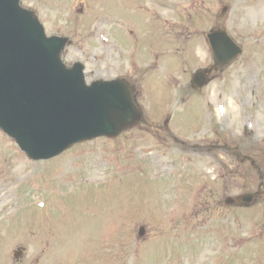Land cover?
Instances as JSON below:
<instances>
[{"label": "rangeland", "instance_id": "374dc122", "mask_svg": "<svg viewBox=\"0 0 264 264\" xmlns=\"http://www.w3.org/2000/svg\"><path fill=\"white\" fill-rule=\"evenodd\" d=\"M78 1L86 10L79 15ZM169 1L158 15L168 19L169 35L160 39L162 44L149 38L144 25L137 26L132 11L122 24L149 39L141 48L131 43L120 55L118 29L107 27L116 25L119 0H22L36 10L48 34L73 37L62 55L66 63L80 59L88 82L115 77L131 81L148 122L163 126L170 117L169 134L139 123L114 139L97 138L38 163L0 131V264H202L206 252L208 264L210 257L220 264H264V256L255 260L250 249L232 258L211 255L204 245L213 223L200 226V232L180 231L183 221H193L192 211L200 203L209 211L214 208L213 183L222 159H227L221 157L226 154L222 148L212 147L215 133L221 144L233 139L243 152L259 151L264 174V149L259 148L264 146V0ZM223 5L228 6L219 17ZM92 15L98 21L88 26ZM215 23L229 31L244 54L196 89L191 78L211 63L205 35ZM161 45L169 50L161 66L165 76L159 70L161 59L156 66L151 56ZM157 80L164 81L160 88L153 86ZM110 178L114 181L98 191L80 193L84 184L101 186ZM248 179L253 182L252 176ZM227 180L234 193L242 191L241 182ZM218 186L222 194L224 183ZM87 205L104 207L83 212ZM254 209L261 212L264 205ZM244 213L235 209L239 225L234 232L264 234V224L250 222L252 213ZM254 220L259 223V216ZM140 225L146 231L143 237L137 236ZM120 232L128 237L121 240ZM19 248L25 252L14 259Z\"/></svg>", "mask_w": 264, "mask_h": 264}, {"label": "water", "instance_id": "95a60500", "mask_svg": "<svg viewBox=\"0 0 264 264\" xmlns=\"http://www.w3.org/2000/svg\"><path fill=\"white\" fill-rule=\"evenodd\" d=\"M16 1L0 2V127L28 155L53 156L83 138L114 135L139 117L122 81L85 86L80 65L66 69L61 46L45 41ZM217 39L219 61L235 53L224 34Z\"/></svg>", "mask_w": 264, "mask_h": 264}]
</instances>
